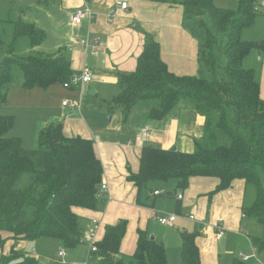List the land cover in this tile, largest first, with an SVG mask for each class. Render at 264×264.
<instances>
[{
	"label": "trees",
	"instance_id": "obj_1",
	"mask_svg": "<svg viewBox=\"0 0 264 264\" xmlns=\"http://www.w3.org/2000/svg\"><path fill=\"white\" fill-rule=\"evenodd\" d=\"M153 1L183 6L186 27L200 41L198 60L204 72H171L161 58L159 43L149 38L137 57L135 70L119 74L118 92L108 107L127 112L136 102L151 100L155 105L148 117L160 119L180 101L188 100L204 116V133L190 153L144 146L138 170L127 174V180L136 186V201L155 181L176 179L174 196L188 186L190 177L214 176L218 183L207 193L212 196L229 188L234 179H243L254 188L252 202L242 207L243 215L263 226L262 234L250 236L249 243L255 252L264 254V98L254 70L243 64L257 45L241 37L242 30L260 13L255 7L259 0H239L234 9L218 7L213 0ZM21 35L28 36L31 47L44 38V32L33 23L17 20L13 38ZM14 67L21 73L19 83L14 82ZM75 72L64 50L22 57L8 51L0 61V106L14 86L46 88L67 81ZM13 124V115L0 114V232L10 234L4 238L0 234V245L8 237L54 238L62 247H72L81 242L82 235L74 208L96 210L105 204L104 198L96 195L102 164L93 141L65 136L59 120L40 128L35 147L26 149L19 137L6 136ZM126 223L119 219L105 226L102 238L96 241L97 251L92 253L98 257L97 264H168L164 244L144 229H137L133 253L127 257L122 254ZM197 236L196 230L180 233L181 264H201ZM0 264L41 263L34 256L11 249L9 254L0 255ZM219 264L247 262L235 256Z\"/></svg>",
	"mask_w": 264,
	"mask_h": 264
},
{
	"label": "crops",
	"instance_id": "obj_2",
	"mask_svg": "<svg viewBox=\"0 0 264 264\" xmlns=\"http://www.w3.org/2000/svg\"><path fill=\"white\" fill-rule=\"evenodd\" d=\"M88 1L93 11L92 17L79 24H72L69 22V14L82 5L83 0H59V9L68 16V24L72 28L81 30L82 23L86 22V25L84 36L70 37V47L54 43L53 49L56 51L54 54L59 50L68 51L72 69L78 72L87 67L92 74V80L80 88H64L60 82L46 88L12 87L2 106L6 113L14 116V124L7 132H12L11 136L19 137L24 148L32 149L36 144L38 130L60 120L65 136H81L93 141L95 153L102 164L101 183L107 184L106 195L109 198L102 208L93 210L75 207L74 211L81 230L88 231L92 228L96 241L102 238L106 225L124 219L127 226L120 251L125 255L122 252L125 237L128 236L132 241V250L138 228L150 234V216L157 219L159 212L166 211L164 213L179 214L177 219L190 220L184 217L187 214H182L186 213V209L195 218L190 221L196 223L194 229L198 232L196 243L200 250L201 264L227 263L234 255L239 256V251L250 254L254 248L249 243L250 235L245 233L246 217L242 207L252 202L253 195L252 200L248 199L247 203L246 191L250 185L243 179H234L229 188L212 196L207 193L218 183V178L214 176H192L188 186L177 190L174 196L176 179L155 181L152 188H145L140 192L139 202L136 201L135 184L127 180L130 171L138 170L139 157L144 146L152 145L166 150L175 147L176 151L187 153L195 149L196 140L204 133V116L188 100L180 101L160 119L148 117L150 109L155 105L151 100H140L127 112H123L121 108L108 111L112 113L108 125L101 124L99 118H96L99 124L90 123L92 120L85 115L89 109L83 103L97 102V98L88 99V94L96 95L108 105V101L118 92L119 74L135 70L137 57L149 38L159 43L161 58L171 72L177 75H199L204 72L198 60L200 41L195 33L187 29L182 6L153 0ZM118 1H126L127 9L110 14L111 8ZM213 1L216 5L215 0ZM238 1L218 0L219 4L216 6L234 9ZM47 15L48 23L54 24L53 14ZM258 15L253 24L247 27L251 34L248 41L257 46L244 57L243 64L254 70L260 85V95L264 98V8ZM31 23L38 28L34 21ZM132 23L134 24L131 26ZM53 27L58 32L59 27ZM42 31L44 38L34 47L41 46L44 41L45 31ZM64 33L67 34L66 31ZM51 34L57 36L54 30ZM242 34L243 30L241 37ZM94 37H97L96 42ZM86 38L88 44L82 45L80 41ZM64 100L69 101V104H62ZM113 120L114 126L111 125ZM145 126L151 129V133L140 136L139 133ZM157 188L163 190V193L153 194V190ZM163 194L168 197L165 206ZM177 194L182 195L179 200ZM93 219L97 220L94 224ZM218 221L225 228L224 235L220 238L214 230V224ZM7 235L10 234L5 233L1 237ZM24 240L6 238L0 245V255L9 254L11 249L23 251L21 249L24 248ZM216 240L222 241L219 247L216 246ZM93 258L98 262L96 255L91 259ZM246 262L264 264V254L257 253L256 258H250Z\"/></svg>",
	"mask_w": 264,
	"mask_h": 264
},
{
	"label": "rangeland",
	"instance_id": "obj_3",
	"mask_svg": "<svg viewBox=\"0 0 264 264\" xmlns=\"http://www.w3.org/2000/svg\"><path fill=\"white\" fill-rule=\"evenodd\" d=\"M215 2L216 5L219 4L218 0H215ZM59 6H60L59 0H0V39L2 41V43H0V61L5 56L8 55V51H12V56L15 57H22L30 53H36V52H41V54H45V55H52L56 52L55 49H53L55 44L59 43L61 45H66L67 47H70L69 42H71L70 40L71 36H80V37L84 36L83 30L86 25V22L82 23L81 30L72 28L68 24V16H66L59 9ZM228 8L231 9L232 7H228ZM47 13L53 14L55 20L54 24L51 25V23H48L47 21L48 19L46 18L48 16ZM256 17H259V15ZM17 20H23L25 22L34 21V23L37 24L38 28L45 31V39L42 42L41 46L31 47L30 40L26 35H21L17 38H13L14 24ZM133 24L134 23H132L131 26ZM55 25L59 27L60 31L58 30L57 32V28L53 27ZM52 30L55 31L57 36H53V34H51ZM61 31L64 32L66 31L67 34H65L64 32L60 33ZM250 36L251 34L249 28H244L242 39L249 40ZM64 53L70 58V53L68 51L64 50ZM13 74H14V82L19 83L22 77L17 67H14ZM88 99H95V101H97L93 104H88L86 102L83 103V106L86 109H89L87 110V114H85L90 120H92L89 122L98 123L96 121V118H99V120L102 122L101 124L108 125L109 117L112 116V113H108V111H112V110H110L108 105L105 102H103L101 99H99L96 95L88 94ZM2 113L9 114L6 113L5 108L0 106V114ZM111 125L114 126V120L112 121ZM11 133L12 132H6V136L17 137V136H11ZM170 149H172V147ZM252 195L254 196L253 186L252 185L247 186V191H246L247 203H248V199L250 200L251 198L252 200ZM162 196L165 201L164 202V206H165L167 204L166 201H168L167 200L168 197L165 194H163ZM184 211L186 213L183 212L182 214L190 215L188 210L185 209ZM150 218L152 219V221L149 224V230H150L149 235L153 236V238L156 239V241L162 242L164 244L168 264H181V252H180L181 239L179 233L184 230L194 231L196 223L187 219L178 218L173 225L166 226L160 224L157 221V219L152 218V216H150ZM244 225H245L244 227L245 233L249 234L250 236L261 235L263 232L262 224L259 223L254 218H245ZM82 231L83 233L87 232L86 229H83ZM5 233H6L5 231L0 232L1 235H4ZM23 242H24V248L23 247L22 249L20 248L23 251H18L15 249L14 251H16V253L20 252L23 254H31L36 258H38L41 264H48L53 262H57L61 264L62 263H67V264L97 263V260L95 258L91 259L93 255L91 258L87 257V253L89 251V244H90L89 241L78 242L72 247H62L60 245L59 240L54 238L25 239ZM221 243L222 241L219 242L218 240H216L217 247H219ZM131 244L132 241H130L128 236H126L125 242L122 245L123 246L122 252L125 253L126 257L130 255L134 250V247L131 250L132 248ZM61 247L64 248V252H65L63 257L58 256V251L60 250ZM247 264H255V263L247 262Z\"/></svg>",
	"mask_w": 264,
	"mask_h": 264
},
{
	"label": "built area",
	"instance_id": "obj_4",
	"mask_svg": "<svg viewBox=\"0 0 264 264\" xmlns=\"http://www.w3.org/2000/svg\"><path fill=\"white\" fill-rule=\"evenodd\" d=\"M128 4L126 1H118L115 3V5L111 8L110 14L115 13V11L117 10H125L127 9ZM255 7L258 11H261L264 8V0H259L258 2H256ZM92 9L89 5V1L88 0H83V4L80 5L78 8H76L74 11H72L69 14V22L72 24H79L81 23L84 19L87 18H91L92 17ZM97 41V37H94V42ZM80 43L82 45H87L88 44V39H82L80 41ZM92 80V74L90 72V70L87 67H83L81 70H79L78 72H75L67 81L62 82V86L64 88H80L83 85H85L86 83L90 82ZM62 104L64 105H68L69 101L64 100L62 101ZM75 105V104H74ZM151 133V129L148 126H145L139 133L140 136L143 135H147ZM108 190V186L106 183H101L99 185V188L97 190V197L99 198H104L105 201L108 200V195H106V192ZM163 193V190H159L158 188L153 190V194L157 195V194H161ZM182 197L181 194H177V198L180 199ZM179 216V214L175 213V212H171V213H164V212H159L156 216L158 222L160 224L163 225H170L172 224L177 217ZM184 217L189 218L190 220H194V215L190 214V215H186ZM97 220L93 219L92 223H96ZM214 230L216 231V235L217 237H222L224 235V231L225 228L222 225L221 222H216L214 224ZM80 241L84 242V241H89V251L87 253V257L91 258L92 257V253L97 251V246H96V239H95V234L92 228H90V230H88L86 233H82V235L80 236ZM64 249L61 248L58 251V256L59 257H63L64 256ZM239 257L243 260V261H247L250 258H256V252L254 251V249H252L250 254H244L242 251H239ZM79 264H86V263H79Z\"/></svg>",
	"mask_w": 264,
	"mask_h": 264
},
{
	"label": "water",
	"instance_id": "obj_5",
	"mask_svg": "<svg viewBox=\"0 0 264 264\" xmlns=\"http://www.w3.org/2000/svg\"><path fill=\"white\" fill-rule=\"evenodd\" d=\"M171 150H175V147H172V149ZM168 194V193H167ZM170 194V193H169ZM151 238H153V236H151Z\"/></svg>",
	"mask_w": 264,
	"mask_h": 264
}]
</instances>
